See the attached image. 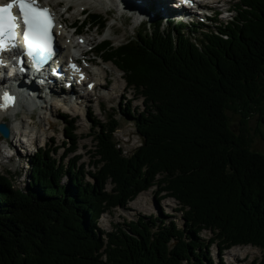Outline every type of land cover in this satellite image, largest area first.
<instances>
[{
	"label": "trees",
	"instance_id": "1",
	"mask_svg": "<svg viewBox=\"0 0 264 264\" xmlns=\"http://www.w3.org/2000/svg\"><path fill=\"white\" fill-rule=\"evenodd\" d=\"M235 6L230 22L201 36L159 22L121 46L100 44L98 54L145 97L136 118L143 144L127 156L108 127L96 139L94 173L79 157L49 163L57 152L47 150L29 159L26 189L0 175V264H215V241L221 254L238 245L264 251V153L248 130L256 116L264 141V0ZM86 18L81 32L88 21L105 27L100 15ZM154 186L181 204L182 227L153 219L112 233L99 227L103 214ZM202 229L213 236L200 239Z\"/></svg>",
	"mask_w": 264,
	"mask_h": 264
},
{
	"label": "rangeland",
	"instance_id": "2",
	"mask_svg": "<svg viewBox=\"0 0 264 264\" xmlns=\"http://www.w3.org/2000/svg\"><path fill=\"white\" fill-rule=\"evenodd\" d=\"M223 1L231 8H233L237 2V0H222V2ZM109 2L114 5L111 0H109ZM66 3H70L72 7L68 13H63L67 6ZM84 7H88L86 12H82ZM58 11L59 13H63L62 18L65 19L67 23H72L78 19L83 20L86 13L96 12L105 18L108 17L107 19L109 20V23L107 28L101 34L99 33V35L97 34V29H84V34L87 35L86 37L88 41H92L93 44L98 43L104 38H108L114 47H117L137 34V20H125L124 18H120L119 15L115 14L113 11L106 14L102 9L97 7L96 4L92 3L91 6L86 0H65V3L59 7ZM232 15L233 14L227 17V19H224V15L218 17V22H230L233 18ZM213 25L210 27L212 28ZM210 27L206 28V30H212ZM90 47V45L87 46V48ZM93 59L96 60L97 63L101 62L99 58ZM101 68L108 71V79L110 81L108 89L107 87H103L104 90L98 91L100 95L102 94L105 97H97V99L96 96L95 99L93 97V102H91L90 105H86L84 109L83 107L78 109L77 112L79 114L83 111V114H81L80 117H75L76 113L74 112H70L64 117V110H60V113L58 109H50L49 107L48 110L39 109L35 111L32 115L33 120H29L28 114H30V111H26L24 107L21 109L22 111L19 110L20 112L17 119L32 121V124L35 125L36 129H31V132L32 130H34L36 134H39L40 132L39 140L37 142L38 148L42 147L57 152L49 163H53L54 159L56 161H63V159H66L65 161L71 165H77V163L72 160L74 155H77L81 158L80 164L87 165L85 172L94 173L96 171L95 161L98 159L96 152V139L100 134L97 129V125H99L98 122H100L101 126H105V123L107 122L113 127H117L119 124V129L115 133V138L116 141L121 144L120 146L125 149L127 154H132L141 146L143 138L137 131L134 118L138 117L139 113L143 110V99H138V94L133 89L128 88L125 90L126 83L123 78V73H121L112 63L103 64L101 65ZM95 78L98 79V77ZM100 83L104 85L103 81ZM110 96H112V100L109 99ZM126 106L127 108L136 110V115H132L133 118L125 114ZM88 111L89 113H87ZM84 114H87L86 118ZM229 116L231 117L233 128L238 132L241 127V118L233 112ZM53 125H55V128H53ZM248 130L252 141V149L264 153V141L261 137L262 126L256 116L249 120ZM42 131L44 133H42ZM65 131L68 137L73 136V134L75 135L72 141H70V146L77 149L75 154L64 155L65 149L69 147ZM14 144L17 146L18 142L15 141ZM6 145L0 137V175L10 179L16 188L26 189L28 183L31 181L30 166L28 167L27 162L28 159L33 156V153L25 155V149L18 145V147H13L11 150L12 153H15V157L9 159L6 157V154L8 153ZM87 180L91 181L90 178ZM62 184L67 186L68 178H64ZM107 189L108 191H111L112 184H109ZM156 189V187L150 189L136 198V200L140 202V206L133 207L131 203L126 209L116 208L110 211L109 214L104 215L100 220L101 229L106 232L114 231L117 226L129 229L128 225L133 221H137V219H146V221H149L150 219L154 220L155 218H158L161 221H166L167 223L175 220L179 226H182L184 221L181 212L178 210V203H175L170 198L163 199V197L156 195ZM201 233L202 234L199 238L205 241L213 236V234L206 229H202ZM213 244L212 251H210L212 253L211 257L216 261L215 264H264V251L255 246L237 247L229 250L223 254L224 260L220 263V252L217 249L218 241H215ZM213 259L212 261H214ZM182 264L187 263L182 262Z\"/></svg>",
	"mask_w": 264,
	"mask_h": 264
},
{
	"label": "snow or ice",
	"instance_id": "3",
	"mask_svg": "<svg viewBox=\"0 0 264 264\" xmlns=\"http://www.w3.org/2000/svg\"><path fill=\"white\" fill-rule=\"evenodd\" d=\"M17 9L18 14L15 11ZM53 26L49 9L41 8L37 0H10L7 4H0V50L9 45L16 46L22 27L27 54L38 57V62L43 61L53 55ZM13 99L5 94V105Z\"/></svg>",
	"mask_w": 264,
	"mask_h": 264
},
{
	"label": "bare ground",
	"instance_id": "4",
	"mask_svg": "<svg viewBox=\"0 0 264 264\" xmlns=\"http://www.w3.org/2000/svg\"><path fill=\"white\" fill-rule=\"evenodd\" d=\"M96 1H99V0H96ZM112 3L118 8V7H125L126 9L129 8V10L132 12V13H138V12H141L142 14L146 12V9L143 8L144 6H139L138 5V2H143V3H147L148 0H111ZM219 0H212L211 2L215 3ZM149 2V1H148ZM110 3V2H109ZM111 4V3H110ZM70 9V8H69ZM166 10V8H165ZM181 16V15H180ZM192 17V16H191ZM61 25L58 27V30H57V35L59 38H63L64 34H65V31L62 30L61 31ZM99 74H100V78L98 80V85L97 87H100V88H105L107 87L106 84H104L105 86H103V84H101L100 82L104 80H109L108 78V71L105 70V69H100L99 70ZM103 88V89H104ZM45 99L48 101V93L45 92ZM112 95V94H111ZM56 96V95H55ZM55 96H51L49 97V99H55ZM36 97H37V94L35 92H33L32 96L30 97L31 98V101L33 100H36ZM115 98V97H114ZM91 99L93 98H89V102L91 103ZM110 100H112V96H110L109 98ZM22 101H23V98H22ZM45 101V106H43L41 108V110H48L49 107L50 109H58V111L60 112L61 108H65V109H68L70 110L71 112H74L76 113L75 116L79 117V113L77 112L78 109H81V107L79 108V106H76V107H69L66 103L64 104H60L59 102H53V103H49ZM99 101V100H98ZM33 103V102H31ZM24 105H27V103H20V105L18 107H16L15 109H12L10 111H2L0 109V122H5L9 125L10 129H11V137L10 139H7L5 140V145L8 144L11 148H15V144L14 142H18L17 139H19V136L23 133H28L27 131H30L31 132V129H36L35 125L32 124V121H25L23 119H17L18 118V114L20 111H22L21 109H23V106ZM30 106V105H28ZM32 107H35V105H32ZM27 109V108H26ZM20 110V111H19ZM30 111V114L29 115V120H33V116L31 115V110ZM61 113V112H60ZM53 128H55V125H53ZM32 132L34 133V130H32ZM42 133H44L42 131ZM38 134V133H37ZM40 135V132L38 134V136ZM44 136V134H43ZM7 146V145H6ZM132 206L133 207H137V206H140V202L137 201V200H134L131 202ZM232 255H236V254H232Z\"/></svg>",
	"mask_w": 264,
	"mask_h": 264
},
{
	"label": "water",
	"instance_id": "5",
	"mask_svg": "<svg viewBox=\"0 0 264 264\" xmlns=\"http://www.w3.org/2000/svg\"><path fill=\"white\" fill-rule=\"evenodd\" d=\"M0 135H2L5 139L10 137V129L7 124L0 123Z\"/></svg>",
	"mask_w": 264,
	"mask_h": 264
}]
</instances>
